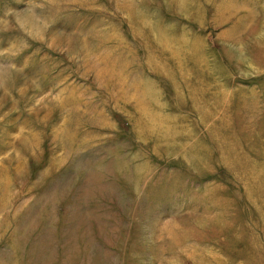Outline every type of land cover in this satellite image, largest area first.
<instances>
[{"label":"rangeland","instance_id":"obj_1","mask_svg":"<svg viewBox=\"0 0 264 264\" xmlns=\"http://www.w3.org/2000/svg\"><path fill=\"white\" fill-rule=\"evenodd\" d=\"M0 264H264V0H0Z\"/></svg>","mask_w":264,"mask_h":264}]
</instances>
